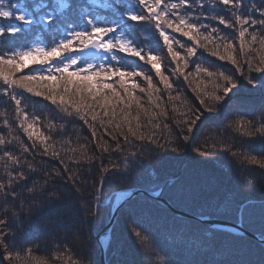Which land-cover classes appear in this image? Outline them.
Here are the masks:
<instances>
[{
  "label": "trees",
  "instance_id": "obj_1",
  "mask_svg": "<svg viewBox=\"0 0 264 264\" xmlns=\"http://www.w3.org/2000/svg\"><path fill=\"white\" fill-rule=\"evenodd\" d=\"M176 2L178 0H164L161 9ZM132 5L137 7L133 8ZM7 6L6 0L5 7ZM256 6L264 7V0H244L242 7L236 6V12L258 16L259 13L254 10ZM15 9L24 12L30 23L19 20L3 22L15 24L21 30L15 35L0 39V54L28 51L36 47L45 49L55 47L62 40L68 39L74 31L90 30L92 24L88 22V18H91L92 23L97 26H114L116 28L114 37L136 46L142 50V54L152 52L157 56L161 71L169 77L173 85L170 90L171 97L178 96L179 99L169 98V90L164 89L155 69L146 60L140 61L139 58L124 54L121 50L111 51L103 58L101 55L97 58L78 57L81 62H78V65L86 67L85 61L92 64L101 63L152 76L153 83L160 91L153 92L151 97L148 92L140 91L141 88H147V81L143 76L125 78L129 89L133 83L139 85L131 90L139 98L140 103L148 109V113H144L133 101L131 109H128L127 120L119 111V108L125 107L124 103L117 108L116 117L105 116L100 106L89 99L88 102L93 103L97 118L92 120L93 113L90 110L85 114V120L79 115H65L56 105L44 98L22 89L15 90L23 96L22 107L29 113L25 126L27 123H32L35 116H39V121L35 122V134L52 136L53 140L48 143L53 144L54 150L59 151L64 159L71 157L73 160L81 161L80 168L76 170L85 175L77 178L88 180L89 186L83 192L77 191L70 180L58 176L46 187L45 194L40 197L45 203L30 214H23L27 227L24 231L18 230L13 237L18 246L24 247L13 264H102L96 234L111 217L117 191L126 187L159 190L170 179L175 178L185 164L184 172L166 186L163 192L176 207L202 215L241 222L244 227L259 235L264 232V169L259 164L242 165L231 152L221 148L222 143L229 142L235 146L234 151L249 150L257 159H264L261 157L264 155V134L245 137L232 125V122L240 119L241 116L255 119L260 115L261 105L264 104V73L254 72L253 78L258 83L251 84L248 79L239 75L231 61L220 60L182 33L167 29L169 35L175 38L173 43L175 50L181 52L182 56H186L188 47H197V55L189 59L188 67L185 69V74L192 73V76L188 80H184L183 76L176 77L172 72L176 62L171 61V54L167 52V46L163 44L155 25L150 21L135 23L125 18L128 11L139 10L138 0H130V4L120 7L109 3L108 0L103 2L102 0H19ZM191 11L220 14L229 19L234 18L235 15L232 8L219 2L213 6L212 0H204L203 8L200 7L199 0H192ZM49 16L53 18L51 22L47 19ZM198 19L201 23L217 26L212 15L206 20L202 17ZM249 31L252 29L250 28ZM221 34L229 36L236 47L235 54L241 61L252 59L253 63H257L261 55H264V49L257 51L260 48L258 43L247 50L250 41V37L247 36L246 50L241 51L238 29L224 27ZM114 37L109 34L104 39ZM180 44H183L184 48H181ZM218 50L222 55L227 54L223 48ZM64 55L61 59H54L50 64L30 65L29 68L23 69L22 73L17 72L15 75L18 77L21 74H33L32 68H44V74L47 75L48 68L62 67L64 63L70 62L69 57H77L74 52ZM197 64L213 72L219 70L226 75L235 74L239 83L225 100L218 104L215 111L204 112L189 140L185 141L181 138L180 144L177 142L166 145L169 150H161L152 144H142L140 151L144 152L145 156H140L138 152L134 155L101 152L98 143L107 142L108 146L114 147L108 132L117 134L123 130L127 133L128 121L138 135L156 132L158 133L156 138L161 144L165 143V139L175 140L174 135L168 136L163 125L173 123L174 119H182L190 109L199 106V97L197 92L193 91L198 82L203 81L201 86L206 85L207 91L212 90V85L207 83L209 78L203 73L196 74ZM75 67L70 71H74ZM118 81V77H111L106 82L119 89L121 95H127ZM2 84L3 80L0 78V85ZM157 104L168 112L167 117L160 113ZM138 111L139 124L135 119ZM152 112L157 115L151 116ZM0 113H3L0 115V135L11 141L10 144L2 145L0 148L19 156L20 141L29 147L32 146V141L20 127V121L8 94L3 92L2 88H0ZM5 119L11 125L10 129L5 126ZM260 120L264 122V116H260ZM64 123H66L67 136L55 135L49 128L50 124L58 126ZM88 123L95 125L96 136L91 135L92 130L88 127ZM118 123L121 124L119 129L116 128ZM158 123L162 125L161 129L154 127ZM159 133L163 134V139ZM127 134L130 141H134L137 146L140 145L130 133ZM14 137L17 139H13ZM68 140L71 142H62ZM36 143L39 141L37 140ZM213 144H216L217 148L211 150L207 156L195 151L197 147H201L202 150L204 147L211 149ZM172 147L179 148V151L171 150ZM3 155L4 152L0 151V156ZM85 156L94 159L85 160ZM43 160L50 168L59 167L55 158L44 157ZM110 160L126 163L128 167L105 173L102 190L96 193L93 185L102 179L103 169L109 165ZM32 162L38 167L41 159L38 157ZM14 167L15 165L9 160L0 161V179L6 180L8 171ZM73 168L75 169V165ZM43 176L44 173L37 169L31 173L30 180ZM244 178L252 180L253 183L249 185ZM29 183L30 181H25V185ZM52 192H58L60 195H48ZM28 198L32 199L31 196ZM5 199L0 194V200ZM83 201L90 205H98L94 216H83ZM70 205L78 206L76 213L81 236L76 246L69 243L71 232H68L63 240L54 239L53 233L44 227L47 220L55 219L60 209ZM18 222L19 218L14 219L13 226ZM56 224L59 232L66 231L64 224L58 219ZM133 229L141 231L142 236L137 237ZM107 260L109 264H264V250L258 241L249 236L237 235L233 231L210 227L197 220L177 215L164 204L149 196L141 195L122 206L108 243ZM0 264H7L2 252H0Z\"/></svg>",
  "mask_w": 264,
  "mask_h": 264
},
{
  "label": "snow or ice",
  "instance_id": "obj_2",
  "mask_svg": "<svg viewBox=\"0 0 264 264\" xmlns=\"http://www.w3.org/2000/svg\"><path fill=\"white\" fill-rule=\"evenodd\" d=\"M103 2V0H102ZM109 3L120 7L121 5L130 4V0H108ZM217 2L220 4L232 8L235 13L234 18L220 14H209L204 12L191 11L192 0H178L176 3H172L170 6H166L161 9V5L164 0H138L139 10L128 11L126 19L135 22L142 23L144 21L152 22L159 30L160 37H162L163 44L167 46V52L171 54V61H175L176 65L172 68V72L176 77L183 76L184 80H188L192 73L185 74V69L188 67V61L191 57L197 55V47L192 46L186 49V56H182V53L176 51L173 43L174 36H170L167 29H174L175 33H182L183 36L195 41V44L200 48H203L210 52L213 56L219 57L220 60L231 61L235 65V70L240 76L248 79L249 83L256 84L253 78L254 72L264 73V55H261L259 62L253 63L252 59H246L241 61L237 58L236 47L232 43L227 34H221L224 27L238 29V36L240 38V50L245 51V38L250 37V41L247 45V50L251 49L253 44L258 43L261 49H264V7L256 6L255 11L259 13L258 16L245 15L236 12V6H243L244 0H212L214 6ZM6 0H0V39L6 36L15 35L21 29L15 24L3 23L4 21H25L29 22V18L22 11L16 10L15 6L19 3V0H7L8 6L5 7ZM200 7L203 8L204 0H199ZM133 8L137 7L132 5ZM209 15H212L216 20L217 26L211 24L201 23L198 17L207 19ZM171 17V18H170ZM48 21L53 19L49 16ZM88 22L92 24L90 30L74 31L70 34L68 39L62 40L55 47L45 49L43 47H36L28 51L13 52L11 54H0V78L3 80V84L0 88L3 92L8 94L11 105L17 119L20 121V127L27 133L28 139L32 141V146L23 144L20 141L21 148L19 149L20 155H15L11 151H6L4 148H0V151L4 152L3 156H0V161H11L12 165H15L11 171H8L7 179H0V194L6 199L0 200V252L3 253V258L7 261V264H13L16 258L20 255V251L24 250V247L18 246L13 237L16 232L24 231L27 227L23 214L32 213L40 205L45 203L43 199H40L45 194L46 187L51 184L58 176H62L75 186L77 191H85L89 186L88 180L78 179V176H83L85 173L79 172L76 169L80 168L81 161L73 160L69 157L64 159L59 151L54 150L53 144L48 143L53 140L52 136H44L42 134H35V122L39 121L40 117L35 116L32 123H27L29 118L28 111L22 107L24 98L20 95L17 89L25 90L27 93L39 96L41 98L50 101L53 105H56L62 113L67 116L79 115L81 119L86 120V113L90 110L92 114V120H96L97 114L93 103H89L90 99L95 104H98L103 110L105 116L116 117L117 108L124 103L125 107L119 108V111L124 114L125 120L128 117V109H131L132 102L134 101L139 109L144 113H148V109L140 103L138 97L135 96L134 91L139 87L138 84L133 83L131 89L127 87L126 77L134 78L137 75L143 76L147 81V88H141V92H148L151 97L153 92L159 93L160 89L152 81V76L145 75L143 72L137 71H125L119 68H113L111 65L105 66V64H92L84 62L86 67H80L78 62L79 56H83L85 51L90 47L92 49L102 50V58L106 57L108 51L115 52L121 50L124 54H131L132 56L139 58L140 61H147L152 68L155 69V73L159 76V81L163 83V87L169 90L170 99H179V97H171L170 90L173 85L170 82L168 76L164 75L161 71V64L158 62V57L153 55L152 52L142 54V50L133 46L131 43L123 40L116 39L114 33L116 28L114 26H97L92 23L91 18H88ZM252 31H249V29ZM204 29V31H201ZM112 34L114 38L107 40L104 37ZM215 34V35H214ZM179 43V41H176ZM212 45V47H210ZM181 48H184L183 44H180ZM223 48L227 53L222 55L218 50ZM75 52L77 57H69L70 62L64 63L62 67L48 68L47 75H45L44 68H32L33 74H21L18 77L15 75L17 72H21L23 69L29 68L30 65H45L50 64L56 58H62L65 53ZM81 63V62H80ZM193 63H195L193 61ZM74 71H70L73 69ZM205 74L209 80L207 83L212 85V90L207 91L206 85L201 86L204 82H198L196 88L193 91L197 92L199 97V106L190 109L189 113L183 115L182 119H174L173 123L164 124L163 129L167 130L168 136H175V140L169 141L165 139V143L161 144L157 139L158 133L152 132L150 134H139L135 131L128 121L127 133H130L134 140H138L140 145L137 146L134 141L129 140V136L125 131H119L117 134L108 132L114 147L107 145V142L98 143V147L101 152H108L112 154L114 152H122L125 155H134L139 153L140 156H145L144 152L140 151L142 144H152L157 146L161 150H169L166 145L171 143H179L181 138L183 140H189L193 130L196 128L201 116L206 111H215L218 104L225 100L229 93L239 83L238 77L234 75H226L225 72L217 70L216 72L210 71L209 68L196 65V74ZM111 77H118L119 84L123 87L124 92L127 95H121L119 89L113 84L106 81ZM219 81V82H218ZM6 86V87H5ZM19 97V98H18ZM159 98V97H157ZM157 108L160 109V113L165 117L168 116V112L157 104ZM74 110V111H73ZM173 111H175V105H173ZM3 115V113H0ZM151 116H156L157 113L152 112ZM260 116H264V104L261 105L260 115L257 118H249L247 116H241L240 119L233 121L232 125L235 126L236 131L242 132L245 137H255L258 134H264V122H261ZM140 112H137L136 121L139 124ZM87 122V121H86ZM5 126L9 129L11 125L8 124V120H4ZM231 126V125H230ZM88 127L92 130L91 135L96 136V128L92 123H88ZM156 129H161V124H155ZM229 127V126H226ZM49 128L55 135L67 136L65 131L66 123L57 125H49ZM116 128H121V124H116ZM107 132V129H105ZM161 139L163 134L159 133ZM122 138V140H121ZM17 139V138H13ZM39 143H36V141ZM64 143H70L71 141H62ZM11 141H7L4 135H0V146L10 144ZM235 146L229 142L221 144L223 150H227L243 164H259L264 169V159H257L256 156L251 155L249 150H236ZM135 150H132V149ZM217 148L216 144L211 145V149L204 147H197L195 151L201 155H208L211 150ZM240 149H244L241 148ZM171 150L179 151V148L172 147ZM74 151V150H73ZM41 159L39 166L37 167L32 161L37 158ZM44 157L55 158L58 163V168H50L47 166ZM261 157H264L262 155ZM85 160L91 161L94 157H84ZM75 165V169L73 168ZM126 163H118L117 161H111L108 166H105L102 173V179L98 180L93 185V190L99 193L102 190V180L105 173H108L113 169L127 168ZM39 169L44 173V176L38 179L30 180L31 173L34 170ZM250 185L252 180L244 178ZM25 181H30L28 185H25ZM27 194V195H26ZM51 196H59L60 193L52 192L48 193ZM31 196L32 199L28 197ZM83 216L92 217L95 215L98 205H90L88 202L83 201ZM78 206L70 205L60 209L55 219H49L44 224V227L52 232V238L65 239L68 232L72 233V237L69 243L76 246L80 240L81 232L78 227L76 209ZM19 218V222L16 226H13L14 219ZM59 220L64 224L66 231L59 232L57 230L56 220ZM137 237H141V231L133 229ZM240 235V233H237ZM259 244L262 250H264V232L259 235ZM31 251V249H29Z\"/></svg>",
  "mask_w": 264,
  "mask_h": 264
},
{
  "label": "water",
  "instance_id": "obj_3",
  "mask_svg": "<svg viewBox=\"0 0 264 264\" xmlns=\"http://www.w3.org/2000/svg\"><path fill=\"white\" fill-rule=\"evenodd\" d=\"M101 51L102 50L92 49L90 47L87 51H85L84 55L86 57H93V56H97ZM185 167H186V164L183 166L179 174H177L175 178L170 179L165 184V186L161 188L160 190L154 191V190H148V189L141 188V187H127V188H122L118 191L110 220L102 228V230L96 234L97 242L101 250L102 264H109L107 260V244L111 237L114 225L118 219L119 212L122 206H124L127 201L137 196H141V195L149 196L152 199L164 204L172 212H174L177 215L197 220L210 227H218V228H223L229 231H233L235 233H240L242 235L249 236L259 242V234L247 229L246 227L243 226L241 222H234V221H230L226 219L213 217L210 215H202V214H199L193 211L180 209L176 207L171 202V200H169L166 196L163 195L165 187L168 186L174 179L178 178L184 172ZM104 238H106L105 243L103 241Z\"/></svg>",
  "mask_w": 264,
  "mask_h": 264
},
{
  "label": "bare ground",
  "instance_id": "obj_4",
  "mask_svg": "<svg viewBox=\"0 0 264 264\" xmlns=\"http://www.w3.org/2000/svg\"><path fill=\"white\" fill-rule=\"evenodd\" d=\"M104 243L106 242V238L103 239Z\"/></svg>",
  "mask_w": 264,
  "mask_h": 264
}]
</instances>
